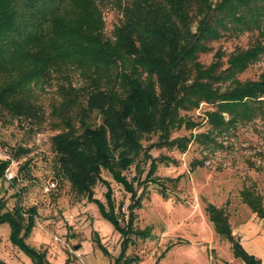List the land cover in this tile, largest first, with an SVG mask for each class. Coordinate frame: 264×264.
<instances>
[{
    "label": "trees",
    "instance_id": "trees-1",
    "mask_svg": "<svg viewBox=\"0 0 264 264\" xmlns=\"http://www.w3.org/2000/svg\"><path fill=\"white\" fill-rule=\"evenodd\" d=\"M98 2L119 13L109 36L103 32ZM247 30L253 39L244 48L232 49L225 66L218 60L219 50L207 64L197 61L210 42ZM261 57L264 0H0V109L29 123L42 120L39 104L28 95L30 84L44 80L50 71L72 70L80 84L59 86L62 102L56 110L63 114L62 128L48 138L57 169L74 194L87 192L101 168L112 169L114 180L130 194L124 226L116 222L106 193V208L96 203L101 218L121 237L119 252L109 264H127L126 234L137 200L114 168L137 155L139 133L154 131L161 146L180 151L188 139L167 136L178 124L180 109L208 102L213 109L206 114L213 127L226 123L221 112L234 121L260 116L264 69L255 79L238 80L236 74ZM22 152L17 148L12 154ZM8 162L0 159V178ZM20 191L14 192L8 209L0 198V222L7 225L8 242L32 264H46L43 254L23 241L35 212L30 205L21 207ZM240 193L264 222L259 196L248 190ZM203 205L205 218L228 241L232 255L245 264H262L238 244L222 210L211 202ZM136 233L148 237L144 230ZM95 244L108 254L100 241Z\"/></svg>",
    "mask_w": 264,
    "mask_h": 264
},
{
    "label": "rangeland",
    "instance_id": "rangeland-1",
    "mask_svg": "<svg viewBox=\"0 0 264 264\" xmlns=\"http://www.w3.org/2000/svg\"><path fill=\"white\" fill-rule=\"evenodd\" d=\"M98 4L103 32L109 36L119 13L106 2ZM253 37L248 30L220 37L196 59L207 64L219 50L218 60L225 66L228 53L235 47L244 48ZM263 69L261 57L236 76L238 80L255 79ZM80 81L75 72L63 69L31 83L28 95L43 115L37 122L14 118L0 109V159L9 160L4 175H13V181L0 178V198L8 209L14 192L21 189V207L30 205L35 212L23 241L43 254L46 264H109L110 257L119 252L121 237L101 218L96 203L105 209L106 193L116 222L124 226L127 203L132 201L128 190L114 180L112 169L101 168L87 192L79 195L57 169L48 138L62 128L63 114L59 116L56 110L62 102L59 86L75 88ZM212 109L208 102H199L178 111V124L167 136L188 139L183 150L161 146L154 131H143L137 138V155L114 168V175L129 182L133 200H137L126 234L130 241L124 249L125 263L245 264L232 255L228 241L205 218L203 202H211L222 210L238 244L264 264V222L243 203L240 193H256L264 207V108L260 116L249 120H228L221 112L226 123L218 127L211 126L207 118ZM17 148L24 152L13 155ZM141 230L147 238L136 233ZM8 231L0 222V262L32 264L8 242ZM96 239L108 254L95 246Z\"/></svg>",
    "mask_w": 264,
    "mask_h": 264
},
{
    "label": "built area",
    "instance_id": "built-area-1",
    "mask_svg": "<svg viewBox=\"0 0 264 264\" xmlns=\"http://www.w3.org/2000/svg\"><path fill=\"white\" fill-rule=\"evenodd\" d=\"M4 170H5V169H4ZM4 173H5V172H4ZM4 176H5V175H4ZM5 177H6V179H10L11 177H13V175L8 173ZM50 185H53V184L50 183Z\"/></svg>",
    "mask_w": 264,
    "mask_h": 264
}]
</instances>
